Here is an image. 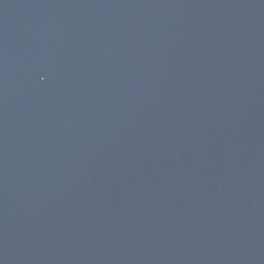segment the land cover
Returning a JSON list of instances; mask_svg holds the SVG:
<instances>
[{"label":"water","instance_id":"95a60500","mask_svg":"<svg viewBox=\"0 0 264 264\" xmlns=\"http://www.w3.org/2000/svg\"><path fill=\"white\" fill-rule=\"evenodd\" d=\"M0 264H264V0H0Z\"/></svg>","mask_w":264,"mask_h":264}]
</instances>
